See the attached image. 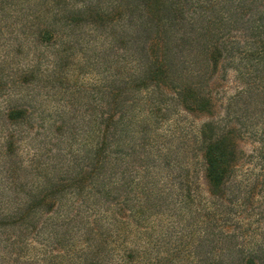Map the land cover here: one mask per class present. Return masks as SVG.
<instances>
[{"label": "trees", "instance_id": "16d2710c", "mask_svg": "<svg viewBox=\"0 0 264 264\" xmlns=\"http://www.w3.org/2000/svg\"><path fill=\"white\" fill-rule=\"evenodd\" d=\"M42 45L102 64L82 113L21 92ZM230 70L264 78V0H0V264H36V244L50 264L74 239L82 264L112 246L123 264L153 247L145 264H264V166L244 168L228 111L264 104V83L225 98Z\"/></svg>", "mask_w": 264, "mask_h": 264}, {"label": "rangeland", "instance_id": "374dc122", "mask_svg": "<svg viewBox=\"0 0 264 264\" xmlns=\"http://www.w3.org/2000/svg\"><path fill=\"white\" fill-rule=\"evenodd\" d=\"M21 41L23 40L21 39ZM46 47L45 45L40 47L44 55L41 56L38 64L36 62V68L34 70L36 77L33 81H30L31 76L23 77L25 81L22 79V84H25V86H22L23 89L21 92L32 96L34 95L38 102L36 104L38 112L44 111V114H49L55 118L60 114H66L68 116L82 113L84 107L80 102H83L82 100L84 99L85 92L83 88L88 86L90 82H93L94 78H97L102 64L98 63L93 70L88 67L86 57H81L80 55L74 56L75 52L73 50L64 49L62 51L58 49V46H48L49 49L45 50L44 48ZM96 50L99 51V48ZM88 53L95 54L97 52L89 50ZM98 53L99 55L101 54L100 52ZM23 54L18 53L16 56L10 55L7 60L8 63L6 64L7 67H5V70L10 74L13 73L14 78L22 74L20 73L21 69H25L26 72L27 65L23 61ZM54 57H58V60L66 63L63 68H58L55 65L56 61H54ZM94 60L96 61L95 57ZM228 74V78L223 82L225 86V98L232 97L233 94L238 93L243 84H246L245 79L264 83V78H244V80L242 78H234L235 72L233 70H230ZM32 88H34V91ZM249 100L252 101L251 99ZM239 102L232 101L228 111L235 118H239L240 123H243L241 129V136H243L241 145L244 151L251 157V160L246 162L244 168L247 166L249 169H253V172H260L262 166H264V104L261 102L256 106L250 104L249 110L243 111L241 107L244 105V102ZM223 113L224 109L219 108L217 115H223ZM251 155H254L253 158ZM53 221L58 222L56 219ZM73 241L72 243L76 246L74 249L71 251H66L64 248L60 251L54 250L51 252V257H46V261H50V264H82V247L75 239ZM56 244L58 246L60 245L58 242ZM145 244V242L141 243L139 248H142ZM38 246L39 244H36L35 248H32V250L26 253L34 256V259H31L30 262L42 264L39 260L42 257L39 256V258H36L37 255H33V252H40L37 251L36 247ZM158 254L155 247L147 251L139 249L134 260H136V264H145L147 261H156L159 256ZM131 260L133 261V259ZM125 263L131 264L130 255L127 257ZM101 264H123L121 247L112 246L108 251L103 250L101 253Z\"/></svg>", "mask_w": 264, "mask_h": 264}]
</instances>
